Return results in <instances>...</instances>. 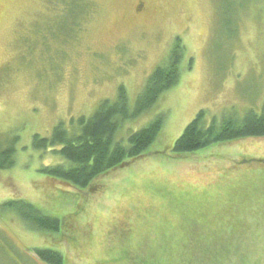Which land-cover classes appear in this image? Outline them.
<instances>
[{
	"label": "rangeland",
	"instance_id": "rangeland-1",
	"mask_svg": "<svg viewBox=\"0 0 264 264\" xmlns=\"http://www.w3.org/2000/svg\"><path fill=\"white\" fill-rule=\"evenodd\" d=\"M179 41L178 84L117 133L127 144L164 115L159 141L93 194L41 171L62 158L34 135L76 130L121 87L133 110ZM263 106L264 0H0V147L18 137L0 170V264H49L38 248L66 264H264V137L173 151L201 110L210 123ZM19 199L63 218L62 231L3 207Z\"/></svg>",
	"mask_w": 264,
	"mask_h": 264
},
{
	"label": "trees",
	"instance_id": "trees-1",
	"mask_svg": "<svg viewBox=\"0 0 264 264\" xmlns=\"http://www.w3.org/2000/svg\"><path fill=\"white\" fill-rule=\"evenodd\" d=\"M183 53L184 49L179 41L168 62L157 67L150 75L133 110L130 109L125 88L121 87L116 102H101L90 117L81 116L78 119L76 130L70 131L61 122L53 129L50 137L34 135L35 149L50 150L52 155L62 158L55 165L43 166L41 171L55 180L71 185L74 189H84L93 194L98 191L96 180L99 177L140 158L160 138L164 115H158L150 124L130 134L127 144L117 140V133L125 120L152 109L163 93L178 84ZM205 115V111L201 110L176 139L173 151L178 156L214 144L264 137V106L261 114L253 109L246 111L242 117H239L237 112H230L220 120L213 118L210 123H206ZM17 142L18 137L15 136L0 147V170L10 169L15 165ZM3 207L17 214L34 231L47 234L62 231L63 218L44 213L30 202L10 200L4 203ZM68 218L69 216L67 221ZM35 252L39 259L49 264H66L63 254L55 249L38 248Z\"/></svg>",
	"mask_w": 264,
	"mask_h": 264
},
{
	"label": "flooded vegetation",
	"instance_id": "flooded-vegetation-1",
	"mask_svg": "<svg viewBox=\"0 0 264 264\" xmlns=\"http://www.w3.org/2000/svg\"><path fill=\"white\" fill-rule=\"evenodd\" d=\"M143 7H144V3L141 2V4L138 5L137 11L140 12V11L144 10Z\"/></svg>",
	"mask_w": 264,
	"mask_h": 264
}]
</instances>
